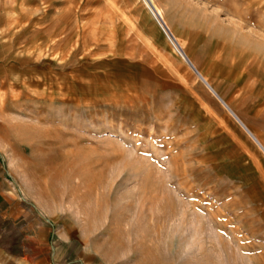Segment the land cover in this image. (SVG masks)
Wrapping results in <instances>:
<instances>
[{
  "label": "rangeland",
  "instance_id": "1",
  "mask_svg": "<svg viewBox=\"0 0 264 264\" xmlns=\"http://www.w3.org/2000/svg\"><path fill=\"white\" fill-rule=\"evenodd\" d=\"M155 1L206 85L143 0H49L32 35L0 0V154L50 264H264V147L238 120L264 98V0Z\"/></svg>",
  "mask_w": 264,
  "mask_h": 264
},
{
  "label": "crops",
  "instance_id": "2",
  "mask_svg": "<svg viewBox=\"0 0 264 264\" xmlns=\"http://www.w3.org/2000/svg\"><path fill=\"white\" fill-rule=\"evenodd\" d=\"M32 1L21 0L20 3L21 7L30 8L26 9L24 14L29 23L33 24L30 26L31 35L36 30V26L43 21L37 12H40L42 6L49 4V0H35V4L30 6ZM32 7L35 8L31 9ZM4 25L3 15L0 14V62L5 53L4 38L7 27L5 25L4 30ZM219 79L234 90L231 82L220 77ZM252 98L256 99L250 104L246 102L244 110L238 114L240 119L236 118L262 148L264 147V98L259 97L255 92ZM54 235L49 221L19 192L0 154V254L10 259L28 262L34 256L45 254L35 263L50 264L49 257L53 262L55 258L62 256V253L58 252L61 244L53 243Z\"/></svg>",
  "mask_w": 264,
  "mask_h": 264
},
{
  "label": "bare ground",
  "instance_id": "3",
  "mask_svg": "<svg viewBox=\"0 0 264 264\" xmlns=\"http://www.w3.org/2000/svg\"><path fill=\"white\" fill-rule=\"evenodd\" d=\"M144 4L146 7H148V9L151 12V15H153L157 21L159 22V24L161 25V27L163 28V30L165 31V33L169 36H172L173 42L175 43V45L177 46L178 52L181 55V57H183L184 61L189 63V66L195 70V72L197 73L198 77L200 78V80L206 85V80H208L206 78V76L202 75L200 73V71H198L195 66L193 65V63L181 52L182 51V44L178 42V39H176L172 34H169L168 29L166 28V21L163 18V14H162V10L161 8L158 6V4L156 3L155 0H143ZM39 10V9H38ZM40 11V10H39ZM31 12V11H29ZM34 12V11H33ZM38 13V12H37ZM50 21V20H49ZM39 22V21H38ZM41 24V23H40ZM44 27V26H43ZM35 29V28H34ZM33 29V30H34ZM47 29V28H46ZM47 31V30H46ZM36 32V31H35ZM60 32V31H59ZM60 36V35H59ZM34 37V36H33ZM42 38V37H41ZM42 41V40H41ZM40 41V42H41ZM53 44V43H52ZM36 47V46H35ZM35 50V49H34Z\"/></svg>",
  "mask_w": 264,
  "mask_h": 264
}]
</instances>
